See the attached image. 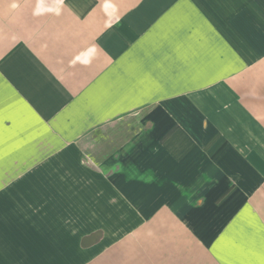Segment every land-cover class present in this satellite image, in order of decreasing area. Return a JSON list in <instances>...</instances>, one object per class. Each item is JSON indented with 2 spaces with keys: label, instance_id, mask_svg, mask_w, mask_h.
<instances>
[{
  "label": "crops",
  "instance_id": "obj_1",
  "mask_svg": "<svg viewBox=\"0 0 264 264\" xmlns=\"http://www.w3.org/2000/svg\"><path fill=\"white\" fill-rule=\"evenodd\" d=\"M0 264H264V0H0Z\"/></svg>",
  "mask_w": 264,
  "mask_h": 264
}]
</instances>
